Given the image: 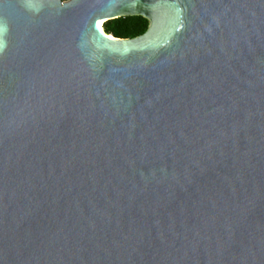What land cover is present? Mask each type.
<instances>
[{
    "label": "water",
    "instance_id": "water-1",
    "mask_svg": "<svg viewBox=\"0 0 264 264\" xmlns=\"http://www.w3.org/2000/svg\"><path fill=\"white\" fill-rule=\"evenodd\" d=\"M0 47V264H264V0H0Z\"/></svg>",
    "mask_w": 264,
    "mask_h": 264
},
{
    "label": "trees",
    "instance_id": "trees-1",
    "mask_svg": "<svg viewBox=\"0 0 264 264\" xmlns=\"http://www.w3.org/2000/svg\"><path fill=\"white\" fill-rule=\"evenodd\" d=\"M102 26L114 37L134 38L146 31L148 19L142 15H123L105 21Z\"/></svg>",
    "mask_w": 264,
    "mask_h": 264
},
{
    "label": "bare ground",
    "instance_id": "bare-ground-1",
    "mask_svg": "<svg viewBox=\"0 0 264 264\" xmlns=\"http://www.w3.org/2000/svg\"><path fill=\"white\" fill-rule=\"evenodd\" d=\"M97 24H98V27H102V21H101V20H99V21L97 22Z\"/></svg>",
    "mask_w": 264,
    "mask_h": 264
},
{
    "label": "clouds",
    "instance_id": "clouds-1",
    "mask_svg": "<svg viewBox=\"0 0 264 264\" xmlns=\"http://www.w3.org/2000/svg\"><path fill=\"white\" fill-rule=\"evenodd\" d=\"M3 31H6V27L4 28V29H2ZM3 49H2V47H0V51H2Z\"/></svg>",
    "mask_w": 264,
    "mask_h": 264
}]
</instances>
